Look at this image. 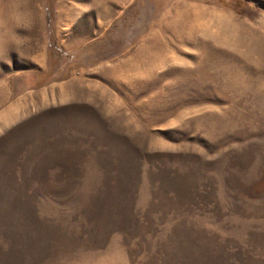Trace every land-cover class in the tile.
I'll return each instance as SVG.
<instances>
[{"label": "rangeland", "instance_id": "374dc122", "mask_svg": "<svg viewBox=\"0 0 264 264\" xmlns=\"http://www.w3.org/2000/svg\"><path fill=\"white\" fill-rule=\"evenodd\" d=\"M0 264H264V0H0Z\"/></svg>", "mask_w": 264, "mask_h": 264}]
</instances>
